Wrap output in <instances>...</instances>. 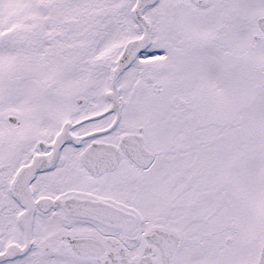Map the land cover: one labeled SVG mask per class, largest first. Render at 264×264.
<instances>
[{
  "label": "snow or ice",
  "instance_id": "1",
  "mask_svg": "<svg viewBox=\"0 0 264 264\" xmlns=\"http://www.w3.org/2000/svg\"><path fill=\"white\" fill-rule=\"evenodd\" d=\"M0 264H264V0H0Z\"/></svg>",
  "mask_w": 264,
  "mask_h": 264
}]
</instances>
